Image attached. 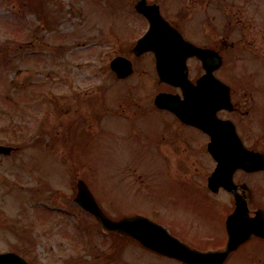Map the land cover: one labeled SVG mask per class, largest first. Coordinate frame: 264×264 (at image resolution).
<instances>
[{
  "label": "rangeland",
  "instance_id": "obj_1",
  "mask_svg": "<svg viewBox=\"0 0 264 264\" xmlns=\"http://www.w3.org/2000/svg\"><path fill=\"white\" fill-rule=\"evenodd\" d=\"M155 1L175 21L178 0ZM131 2L0 0V136H25L23 148L0 164V252L30 264H177L104 232L74 203L80 179L115 219L138 206L135 188L164 176L161 160L139 161L122 148L154 139L142 133L150 120L133 111L170 90L158 83L151 57L136 60L124 81L109 69L116 55L129 54L121 44L146 25ZM121 105L136 108L127 113ZM39 113L34 139L26 134ZM146 198L142 209L152 195ZM189 212L179 211L184 226L193 220Z\"/></svg>",
  "mask_w": 264,
  "mask_h": 264
},
{
  "label": "flooded vegetation",
  "instance_id": "obj_2",
  "mask_svg": "<svg viewBox=\"0 0 264 264\" xmlns=\"http://www.w3.org/2000/svg\"><path fill=\"white\" fill-rule=\"evenodd\" d=\"M136 1H132L133 7ZM147 4L158 5L163 18L184 41L206 51V55L188 56L185 64L189 82L197 87L208 67L205 80L208 77L214 90L228 101L215 112L219 129L213 127L211 134L183 122L171 111L157 108L155 96L150 99L152 107H134L133 118L143 115L144 121L150 120L142 133L154 139L146 144L131 139L122 148L132 151L139 161L161 160L164 176L154 174L153 184L141 183L130 194H137L134 202L138 206H133V215L163 226L193 250L215 254L223 259L220 264H264V236L258 234L264 232V0H178L177 10L171 14L175 21L168 17L170 7L165 3L147 0ZM135 44H121L120 49L129 54L119 55L129 59L134 70L136 60L151 57L155 70L154 54L135 55ZM155 75L159 84L170 89L162 92L172 97V104L178 101L180 105L185 97L183 90L159 81L156 71ZM215 82L221 85L216 87ZM201 95L210 97L215 93L209 90L192 94L193 99ZM208 100H197L198 108L207 104L209 112L217 103ZM128 105H121V110L131 113L134 108ZM217 131L221 133L218 136ZM129 133L127 129L122 137L127 138ZM237 143L240 149L232 156ZM0 146H7L6 141H0ZM19 150L21 147H14L8 154H0V164ZM219 161L224 166L218 170ZM145 194L152 195V201L142 209L140 205L148 201ZM179 211H192L193 220L182 225ZM249 225L260 229L249 230ZM231 233L242 236H235L239 242L223 257L221 253L231 246ZM245 233L249 235L243 236Z\"/></svg>",
  "mask_w": 264,
  "mask_h": 264
},
{
  "label": "water",
  "instance_id": "obj_3",
  "mask_svg": "<svg viewBox=\"0 0 264 264\" xmlns=\"http://www.w3.org/2000/svg\"><path fill=\"white\" fill-rule=\"evenodd\" d=\"M145 0H141L137 9L139 12L143 13L150 23V28L148 35L139 41L138 48L136 50L137 53H141L147 50H152L157 57V70L160 76V79L170 83L174 86H181L185 91L190 92L192 89L188 82L185 80V76L182 74V70L184 66L182 62L180 64L181 57L178 53L177 42H173L171 40V34L173 31L169 28L166 22L161 19L158 12L156 10H151V8H145L143 6ZM178 40V39H177ZM180 57V58H179ZM182 61V59H181ZM111 69L116 72V75L119 78H124L132 73V69L130 63L125 61L122 58H116L111 63ZM165 99V95L160 94L156 97L155 103L161 107L163 106V101ZM191 97H188L190 100ZM192 102V100L190 101ZM191 107V105L189 106ZM192 111V110H191ZM193 121L197 124V115L193 116ZM199 124V123H198ZM206 128H209V125L204 124ZM7 149L1 148L0 151H6ZM221 165V163H220ZM78 195L77 200L81 203L87 210L93 213L102 223L105 228L108 229H119L121 225H125V223H113L109 219H107L100 212L90 194L88 193L84 184L79 183L78 186ZM123 223V224H121ZM249 230L252 229H260L259 226H247ZM264 236V232L258 233ZM249 233L243 234V236H247ZM231 236V246L221 254V256H225L227 252L232 250L236 244L239 242L235 236L241 237L242 235L230 234ZM151 237V236H149ZM144 245L152 248L156 251L169 254L174 257H179L186 262L191 264H220L222 262V258H216L213 254H202L198 253L194 250H191L176 240H171V238H167L163 240L162 237H151L150 238H142L140 239ZM0 264H27L23 259L17 256L14 253H4L0 254Z\"/></svg>",
  "mask_w": 264,
  "mask_h": 264
}]
</instances>
